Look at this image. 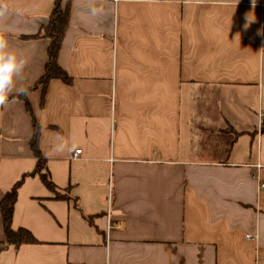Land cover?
<instances>
[{"label": "crops", "instance_id": "0c3cea01", "mask_svg": "<svg viewBox=\"0 0 264 264\" xmlns=\"http://www.w3.org/2000/svg\"><path fill=\"white\" fill-rule=\"evenodd\" d=\"M70 8L42 86L56 2ZM28 63L0 106V264H264V0H5ZM76 150L81 154L74 157ZM63 198H57V196ZM255 239H248L247 236Z\"/></svg>", "mask_w": 264, "mask_h": 264}, {"label": "trees", "instance_id": "16d2710c", "mask_svg": "<svg viewBox=\"0 0 264 264\" xmlns=\"http://www.w3.org/2000/svg\"><path fill=\"white\" fill-rule=\"evenodd\" d=\"M70 8L68 5L62 7L61 3L56 2L55 8L49 18V22L47 26L42 30V32L36 37L39 38H47L50 40V45L48 48V61L45 65L44 75L40 79L39 83L33 88L35 89L38 86H42V101L45 99V94L47 92L48 84L53 79H60L67 84H71L72 80L68 76V74L58 65L57 57L62 45L63 37L65 30L68 25ZM31 89L28 90V92ZM25 103L28 111H31L30 105L27 101L26 95H20ZM34 134L33 138L30 141V148L34 154V157L37 160L36 168L33 173L29 175H25L21 181H19L10 192H7L5 197L0 203V213L3 219L4 224V232L6 237V242L9 245H13L16 248L20 247L24 244H35L37 240L34 236L26 229L20 228L18 230H14L12 228V220L14 209L18 197V190L23 184L24 180L28 176L40 175V179L43 184L50 190L56 191L59 193L54 184L50 181L47 174H43L42 171L46 169V159L40 152L39 148V137H40V127L38 124L33 121ZM57 198H63L61 196H57Z\"/></svg>", "mask_w": 264, "mask_h": 264}, {"label": "clouds", "instance_id": "9594fccd", "mask_svg": "<svg viewBox=\"0 0 264 264\" xmlns=\"http://www.w3.org/2000/svg\"><path fill=\"white\" fill-rule=\"evenodd\" d=\"M255 3V0H253ZM10 9L5 0H0V33L10 31L5 23ZM28 60L17 50L10 47L9 41L0 35V106H4L13 93L27 95L28 90L17 87L23 79Z\"/></svg>", "mask_w": 264, "mask_h": 264}, {"label": "built area", "instance_id": "2783aa9c", "mask_svg": "<svg viewBox=\"0 0 264 264\" xmlns=\"http://www.w3.org/2000/svg\"><path fill=\"white\" fill-rule=\"evenodd\" d=\"M81 152H82L81 150H76V152L74 153V157H77V155L81 154ZM260 188L264 190V184H261ZM247 238L248 239H255L253 236H250V235H248Z\"/></svg>", "mask_w": 264, "mask_h": 264}]
</instances>
